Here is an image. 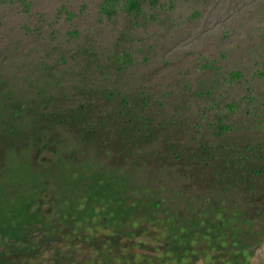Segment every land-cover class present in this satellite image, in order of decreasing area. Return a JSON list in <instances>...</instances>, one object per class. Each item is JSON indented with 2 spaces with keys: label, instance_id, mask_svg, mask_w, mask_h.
Here are the masks:
<instances>
[{
  "label": "trees",
  "instance_id": "trees-1",
  "mask_svg": "<svg viewBox=\"0 0 264 264\" xmlns=\"http://www.w3.org/2000/svg\"><path fill=\"white\" fill-rule=\"evenodd\" d=\"M178 1L102 0L101 13L116 35L107 49L94 48V39L77 44L84 84L79 76L78 82L56 79L57 67L44 61L29 73L28 66L5 64L14 60L11 53L0 61V264L29 261L66 238L111 253L123 237L134 240L147 226L157 227L155 242L134 243L157 251L155 264H180L179 252L187 251L193 257L202 252L215 264H239L240 258L248 264L254 256L264 237V139L233 134L228 118L238 116L239 107L230 101L216 106V120L193 119L195 111L207 112L209 99L215 105L210 86L219 89L223 78L206 80L191 93L188 87L174 112L164 99L180 96V74L150 87L148 71L159 64L176 62L173 70H188L179 56L166 60V50L196 40H184L193 37L192 29L206 32L203 16L196 17L198 27H184ZM184 1L196 7L201 0ZM150 26L164 31L156 38L163 53L146 34ZM68 35L79 36L75 30ZM211 45L206 41L203 52ZM225 58L206 51L185 75L207 70L244 80L241 70L223 71L217 63ZM242 123L249 132L259 128L255 120ZM97 217L104 221L100 246L92 234L83 240L87 231L80 230ZM136 258L133 253L129 260Z\"/></svg>",
  "mask_w": 264,
  "mask_h": 264
},
{
  "label": "rangeland",
  "instance_id": "rangeland-1",
  "mask_svg": "<svg viewBox=\"0 0 264 264\" xmlns=\"http://www.w3.org/2000/svg\"><path fill=\"white\" fill-rule=\"evenodd\" d=\"M203 1L201 0L196 7L192 6L191 2L189 4V1H178L176 15L185 20L184 27L187 30L189 29L188 25L198 27L194 25V22L199 20L196 17L203 16L201 21L206 24V32L201 35L200 30L192 29L193 37L184 40L195 38L196 40L180 42L179 45L172 46L169 51L166 50V60L171 61L179 56L177 62L184 59L185 63L188 64V70H190L194 66L197 56L204 52L208 51L210 57H216L217 54L223 53L226 58L220 59L217 64L223 63L221 67L227 74L241 70L244 80L239 81L235 78L231 80V77L227 75L222 77L219 74L215 77V72L209 73L207 70L202 75H194L193 73L185 75L188 70L184 72L173 70L172 66L176 62L171 65L164 62L148 71L149 79L153 83L150 87H154L156 84L165 86V83L171 80L172 75L180 74L182 78L179 88L180 96L164 99V107L174 112L175 104L188 95V87L190 88L189 93H191V91L203 87L206 80H215L216 82L223 78V83L219 89L213 83L210 86L215 90L213 97L216 102L215 105L211 104L209 99L207 112H201L199 115L195 111L193 119L196 120L201 116L208 121L216 120L218 115L216 106L223 109L224 103L230 101L233 103V108L239 107L238 116L229 120L228 116L225 115L233 134L235 131L236 137L239 135L250 136L254 140L264 139V78L261 77L264 64V0H209V3ZM101 3L102 0H0V61L14 55V60L6 61L5 64L19 63L28 66L25 69V71L28 70L27 73H29L32 65L44 61L53 68L57 67L56 79H73L78 82L80 79L77 77L82 73L85 59L77 57L75 52L77 44H85L94 39V48L107 49L114 35H116L113 24L107 22L104 14L101 13ZM212 8L215 11V17L211 21ZM58 12L61 13L57 14ZM123 23L124 20H120L117 28H121ZM209 23L210 26L208 27ZM141 29L144 30V28ZM52 30H55L56 33L50 38L49 35ZM74 30L78 32L79 36L73 40L68 32ZM163 32L156 31L151 26L146 30V34L150 35L155 44L156 38ZM32 41L36 44H32ZM41 41L45 42L44 45H39ZM206 41L212 45L203 52ZM156 45L160 53H163L161 51L162 41ZM31 48L33 49L31 50ZM10 53L12 56H9ZM105 54L110 55L107 52ZM82 59L84 60L82 61ZM111 59L113 60V58ZM189 60L190 64L188 63ZM126 72L125 70L124 73ZM79 78L84 84L82 79L84 77L79 76ZM225 78H230V80H224ZM111 79L117 85L125 86L122 78L117 79L112 76ZM134 81H136V77L132 80L133 83ZM186 84L187 88H185ZM125 90L128 89L125 88ZM221 92L225 94L224 98L220 97ZM186 107L191 108L190 106L183 108ZM192 109L197 110L199 108L194 107ZM245 119L255 120L259 128H253V131L249 132L245 128L246 125L242 123ZM21 122L23 121L21 120ZM12 159H9V161L11 160L9 164L14 169L15 163L12 162ZM10 165L7 164L8 168L12 169ZM145 170L149 175L154 176L156 173L153 171V166L147 162L145 163ZM7 172H9L8 169ZM85 221L80 227V230L87 231L82 239L84 240L87 235L92 234L100 246V233L103 230L104 221L100 217L93 219L92 224L88 220ZM98 225H102V228ZM147 227L149 228L138 230L140 234L134 240L123 237V240L118 241V246L112 248L117 249V251L111 253L110 251L101 252L99 249L93 250L88 241H85V244L72 245V239L66 238V241L59 240L62 244L57 245V247H61L60 253L55 247L46 248L33 256L34 258L23 261L21 264H146L147 262L155 264L153 257L157 255V251H154L151 246L143 249L134 243L140 238H143L149 245L155 242L156 233L154 232H156L157 227ZM261 243V247L257 251L254 250V256L248 264H264V240ZM133 253H136L137 258L129 260ZM212 253L214 254V252ZM194 261L195 259L192 258L190 262L194 263ZM208 263L211 264V261ZM195 264H204L201 256ZM239 264H245L242 258H240Z\"/></svg>",
  "mask_w": 264,
  "mask_h": 264
},
{
  "label": "clouds",
  "instance_id": "clouds-1",
  "mask_svg": "<svg viewBox=\"0 0 264 264\" xmlns=\"http://www.w3.org/2000/svg\"><path fill=\"white\" fill-rule=\"evenodd\" d=\"M260 240H261V242H262V241L264 240V237L261 238ZM59 243H60V242H59ZM59 243H57L58 246H59ZM261 245H262V243H260V245L255 249V251H257V250L261 247ZM55 248L58 249V252H59V253L61 252V250H60L61 247H57V246H55ZM179 253L182 255L181 260H180V264H195L196 260H197L200 256L202 257V260H203L204 264H205V258H206L208 261H211V264H214V263H215V260H214V259H211V258L205 256L204 253L199 252V251H198V253H197V256H195V257H193V256L191 255L190 251H187L186 254H182L181 252H179ZM205 253H206V252H205ZM208 254H209V253H208ZM209 255L212 256V257L214 256V254H209ZM189 256H191V257H190V260H189ZM192 258L195 259L194 263H191V262H190ZM252 258H253V257H252Z\"/></svg>",
  "mask_w": 264,
  "mask_h": 264
}]
</instances>
